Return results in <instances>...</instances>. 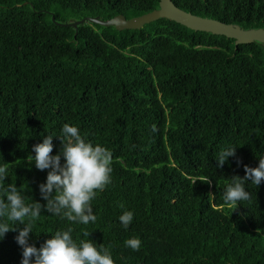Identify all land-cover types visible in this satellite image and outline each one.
I'll return each instance as SVG.
<instances>
[{"label":"trees","instance_id":"16d2710c","mask_svg":"<svg viewBox=\"0 0 264 264\" xmlns=\"http://www.w3.org/2000/svg\"><path fill=\"white\" fill-rule=\"evenodd\" d=\"M224 23L264 28V0H172ZM159 0H0V166L25 203L47 202L36 144L62 156L64 124L112 153L111 183L91 202L96 221L70 222L42 208L29 243L57 231L108 248L114 264H264V181L251 198L224 203L231 177L264 158V46L159 19L118 31L58 22L157 9ZM76 34V35H75ZM153 126L157 129L152 131ZM236 148L217 167L218 154ZM237 160L240 164H237ZM203 177L209 178L204 183ZM2 195V191H0ZM123 207H119V205ZM133 213L125 228L119 217ZM0 239V264H21L18 222ZM87 231L89 237L83 235ZM138 238V251L126 245ZM34 264V260H33Z\"/></svg>","mask_w":264,"mask_h":264},{"label":"clouds","instance_id":"9594fccd","mask_svg":"<svg viewBox=\"0 0 264 264\" xmlns=\"http://www.w3.org/2000/svg\"><path fill=\"white\" fill-rule=\"evenodd\" d=\"M157 129L153 126L152 131ZM63 140L62 156L64 163L61 165V155H52V138L47 136L42 143L36 144L32 151L35 153L34 164L40 170H49L46 182L39 185L41 198L47 203H25V197L15 185L4 186L7 178L9 164L0 166V239L10 231L16 230L10 223L23 225L16 237L17 244L22 248L21 264H114L108 248L102 244L98 247L93 241L81 240L76 243L71 235L72 229L57 231L47 239L39 249L29 243V234L32 233L33 222L40 215L42 208L50 214L61 215L70 222H79L87 225L95 222L97 217L93 214L91 202L99 191L111 183L112 153L105 147L91 142H86L80 135L77 127L64 124L62 128ZM236 148L221 151L217 158V167L223 166L229 157H234ZM237 164L240 161L237 160ZM244 177H231L223 193L224 203L237 208L240 201L251 198L245 189V183L250 181L258 186L264 181V158L259 160L255 168L244 166ZM204 183H209L208 177H203ZM123 207V205H119ZM121 224L127 228L132 220L133 213L124 211L119 217ZM84 236L90 233L85 231ZM126 245L138 251L141 241L130 238Z\"/></svg>","mask_w":264,"mask_h":264},{"label":"water","instance_id":"95a60500","mask_svg":"<svg viewBox=\"0 0 264 264\" xmlns=\"http://www.w3.org/2000/svg\"><path fill=\"white\" fill-rule=\"evenodd\" d=\"M48 13L51 15V20L56 26L70 27L76 34H78L79 27L83 26L85 22L102 27H114L118 31H124L141 30L145 25L154 21L167 19L195 32H205L211 35L233 39L235 49L239 45L251 43H258L264 46V28L245 29L238 24L224 23L212 18L201 17L178 8L172 0H159L157 9L131 19H126L123 15H117L108 20H103L96 16L86 17L80 20L71 19L66 22H58L52 13Z\"/></svg>","mask_w":264,"mask_h":264}]
</instances>
